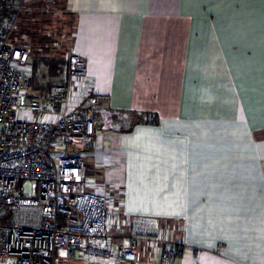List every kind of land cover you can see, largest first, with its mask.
<instances>
[{"label": "crops", "instance_id": "obj_1", "mask_svg": "<svg viewBox=\"0 0 264 264\" xmlns=\"http://www.w3.org/2000/svg\"><path fill=\"white\" fill-rule=\"evenodd\" d=\"M48 5L86 75L66 106L41 97L45 112L28 118L93 95L136 120L97 125L81 154L87 189L120 217L115 244L134 233L139 259L67 264H159L167 246L168 264H264V0H28L18 27Z\"/></svg>", "mask_w": 264, "mask_h": 264}, {"label": "built area", "instance_id": "obj_2", "mask_svg": "<svg viewBox=\"0 0 264 264\" xmlns=\"http://www.w3.org/2000/svg\"><path fill=\"white\" fill-rule=\"evenodd\" d=\"M27 1L13 0V13L0 28V264H59L81 254L135 263L136 235H118L115 244L106 195L87 189L81 154L92 145L97 125L122 131L132 121L102 108L93 95L84 108L65 109L54 120L27 117L45 112L32 93L30 50L10 41ZM70 74L84 78L83 61L71 58ZM49 97L66 106L68 86H53ZM64 148L77 153L65 154ZM174 255V248L165 247L159 264Z\"/></svg>", "mask_w": 264, "mask_h": 264}, {"label": "rangeland", "instance_id": "obj_3", "mask_svg": "<svg viewBox=\"0 0 264 264\" xmlns=\"http://www.w3.org/2000/svg\"><path fill=\"white\" fill-rule=\"evenodd\" d=\"M48 6L46 9L47 14L45 16H37L36 21L30 25L18 27L17 21L16 28L10 35L12 43L26 46L30 50L31 68L34 72L32 92L45 100H49L50 89L53 86H68L72 78L70 74L71 59L68 56V46L62 38L63 31H65L67 26H61L62 23L58 22L60 20L54 14L55 8L52 9L53 6ZM63 22L66 25L67 22ZM16 112L19 116L20 110L17 109ZM123 114L132 121V124L136 122L130 114ZM104 194L106 195L108 205L111 203V197L108 193ZM107 215V220L112 223L120 219L118 215L114 214L113 209H109ZM80 256L83 255L81 254ZM73 260L62 259L59 261V264H67Z\"/></svg>", "mask_w": 264, "mask_h": 264}, {"label": "trees", "instance_id": "obj_4", "mask_svg": "<svg viewBox=\"0 0 264 264\" xmlns=\"http://www.w3.org/2000/svg\"><path fill=\"white\" fill-rule=\"evenodd\" d=\"M13 0H0V28H2V23L9 18L13 13L12 8ZM22 12L19 16H21ZM32 78L34 82V72H32Z\"/></svg>", "mask_w": 264, "mask_h": 264}]
</instances>
